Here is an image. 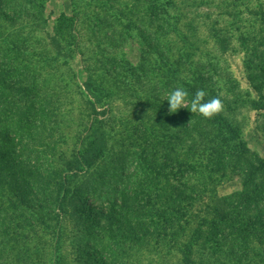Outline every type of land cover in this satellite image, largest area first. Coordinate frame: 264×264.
Masks as SVG:
<instances>
[{"label": "rangeland", "instance_id": "374dc122", "mask_svg": "<svg viewBox=\"0 0 264 264\" xmlns=\"http://www.w3.org/2000/svg\"><path fill=\"white\" fill-rule=\"evenodd\" d=\"M261 50L264 0H0V65L10 63L8 76L0 71V106L18 99L31 104L29 116L37 124L29 129L42 134L29 142L27 157L13 155L0 140L11 183L0 178V227L9 238L0 243V264H184L162 231L148 234L140 227L124 236L144 218L133 197L135 209L128 213L110 205L117 179L135 170L121 166L142 155L147 142L155 151L172 143L185 152L175 139H184L180 126L165 122L167 94L181 82L196 90L199 82L209 98L219 96L245 146L264 159ZM16 80V91L2 88ZM14 114L7 113L9 132L18 120ZM71 162L83 172L67 176L63 165ZM29 169L43 174V182L30 178ZM204 175L221 199L241 191L247 179L232 170ZM187 179L194 177L187 172ZM193 208L214 219L203 201ZM207 232L216 235L210 227ZM245 244L251 261L243 264L262 263L264 239L254 236ZM224 251L202 244L191 259L227 264Z\"/></svg>", "mask_w": 264, "mask_h": 264}, {"label": "trees", "instance_id": "16d2710c", "mask_svg": "<svg viewBox=\"0 0 264 264\" xmlns=\"http://www.w3.org/2000/svg\"><path fill=\"white\" fill-rule=\"evenodd\" d=\"M256 55L257 59L262 62V65L258 66L259 70L264 74L262 50ZM7 63L10 65L8 61ZM7 63L6 66H8ZM2 66L4 65H0V71L4 73L2 76L6 77L10 71L6 70V66ZM197 84L200 86L199 89L205 90L199 82ZM178 85L188 90L189 100L198 90L191 87L186 88V84L183 82ZM19 87L20 80H16L13 86L4 85L2 88L14 92ZM35 91L38 92V89ZM2 97H5L4 93ZM209 97L208 93L206 99ZM26 103L22 102V99H18L12 104L11 101L3 102L0 106V114H2L0 119L2 138L0 140L13 148L12 153L17 157H21L22 154L26 157L30 156L27 149L32 143L29 142H35L37 138L42 137V134L38 135L33 129H29L31 125L37 123L34 116H29L32 105L29 104L27 107ZM235 103L233 102V104ZM231 106L226 107L229 117L231 116L229 114ZM14 111L15 119L18 118V120L15 122L14 131L9 132L6 126L9 127L13 123L6 119L7 113ZM167 115L169 117L165 122L178 125L182 130L184 139L180 137H175V139L177 142H184L185 152L180 151V148L172 147V143H169L171 145L169 147L164 146L155 151L147 142L146 150L142 155L136 156L134 160L126 159L123 162L120 170L124 171L131 167H134L135 170L134 173H129L125 177L126 179H117L110 205L119 207L128 213L135 209H132L133 197L142 209L140 217L144 218L141 221L136 219L135 227L130 225L128 227L130 232H126L124 236L128 237L132 232L135 234L140 227V232L148 234L162 231L168 236L166 239L173 241L175 249L185 258L184 264H195V261L191 259L193 250L202 244L207 248H212L214 252L219 248H224L227 264H243L246 260L251 261V257H249L251 249L245 242L254 236L264 239V159L252 153L245 146L246 143L241 139L240 129L233 125L234 122L229 121L224 112L211 120L205 119L199 114H193L189 109H180L177 117L171 116L170 112H167ZM160 128L164 127L160 126ZM106 137L107 135L102 136L101 142L103 138L104 143ZM153 137L158 136L153 135ZM160 139L164 143L169 142L165 138ZM161 146H163L162 143ZM19 147L21 149H17ZM98 153L100 155L102 151L98 150ZM79 160L80 157L76 156L75 164H78ZM5 162L4 157L2 161L0 159V178L4 181L8 175L3 165ZM22 162L24 163V160ZM72 164L71 162V165H66V167L63 165L67 176L83 172L79 166ZM218 170H232L236 176L247 177L242 183V190L226 199L217 198L211 185H206L204 173H209L210 177ZM95 171H100V169H95ZM35 172L37 173V171L29 169L30 178L42 183V179H39L38 176L42 178L43 174L35 175ZM187 172L194 177L193 181L184 180ZM25 174L27 172L22 171L19 178L23 180ZM65 178L63 176L62 181H65ZM5 183L11 186L9 179H6ZM31 185L30 193L39 198V191H37L39 188ZM48 189L47 193L45 188L41 190L48 195ZM107 195L110 196V193ZM0 196L5 197V194L0 191ZM44 198L47 202L52 200V204L59 201V197L45 196ZM196 201H203L204 205L206 204V213H212L213 220L208 221V215L203 217L194 213L193 206ZM61 205L60 201L58 205L60 212L63 211ZM2 209L3 207L0 206V212ZM103 216L109 217L107 214H103ZM146 219L147 221H145ZM127 220L125 219V222ZM95 223L99 225V222L95 221ZM2 224L0 221V226ZM208 227L216 232L215 237L207 232ZM4 233L5 231L0 227L1 244H7L6 242L9 241ZM262 254L264 255V249H262ZM55 264H59L58 259ZM260 264H264V261Z\"/></svg>", "mask_w": 264, "mask_h": 264}, {"label": "clouds", "instance_id": "9594fccd", "mask_svg": "<svg viewBox=\"0 0 264 264\" xmlns=\"http://www.w3.org/2000/svg\"><path fill=\"white\" fill-rule=\"evenodd\" d=\"M208 93L198 89L189 100V92L182 86H178L167 94L166 101L169 104L170 113H176L180 109H189L193 114H199L205 119H214L224 111V104L219 96L206 99Z\"/></svg>", "mask_w": 264, "mask_h": 264}]
</instances>
